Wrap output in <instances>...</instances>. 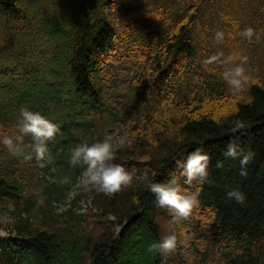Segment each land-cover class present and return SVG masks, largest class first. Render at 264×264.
<instances>
[{"label":"trees","instance_id":"obj_1","mask_svg":"<svg viewBox=\"0 0 264 264\" xmlns=\"http://www.w3.org/2000/svg\"><path fill=\"white\" fill-rule=\"evenodd\" d=\"M241 57L247 80L234 91L222 72ZM21 107L58 131L43 159L0 144V264H264V0H0V138L15 135ZM105 137L133 176L113 194L70 162L76 144ZM230 141L253 153L246 176L223 156ZM195 147L209 175L176 224L149 185L178 175ZM165 218L178 243L160 252Z\"/></svg>","mask_w":264,"mask_h":264},{"label":"clouds","instance_id":"obj_2","mask_svg":"<svg viewBox=\"0 0 264 264\" xmlns=\"http://www.w3.org/2000/svg\"><path fill=\"white\" fill-rule=\"evenodd\" d=\"M241 35L251 39L254 29L248 27ZM225 33L218 30L215 33L217 43L223 41ZM218 59V56H211L207 62ZM231 59V56H229ZM247 57H241V62L222 72L223 79L234 91H239L247 80L245 75L244 62ZM20 118L16 124L15 135H3L0 144H3L7 151L16 157H23L24 160L32 159L33 154L37 159H43L48 154L47 141L52 139L58 131V125L50 121L39 111H33L28 107L19 109ZM245 125L243 121H235L234 127L241 129ZM30 135L32 144H24L25 136ZM27 147L31 151H25ZM70 162L72 165L83 164L82 175L87 181L106 194L119 192L127 187L132 179V173L119 163H113L114 151L110 138L97 139L92 143L82 141L76 144L71 150ZM225 158L232 160L239 159L241 176L247 175V164L253 153L245 150L235 141H230L223 153ZM210 156L202 147H195L187 153L183 160L177 159L176 165L180 169L179 174H173L166 182L154 181L149 185V191L155 196V203L160 208H166L172 213L174 220L188 219L199 200L200 187L208 178ZM223 161H217L216 167H222ZM183 178V184L181 183ZM192 186V187H185ZM227 196L237 203H243L245 194L234 188L227 192ZM184 235V229H181ZM178 243V235L172 232L163 236L159 241L153 243L151 248L160 252L173 251Z\"/></svg>","mask_w":264,"mask_h":264},{"label":"rangeland","instance_id":"obj_3","mask_svg":"<svg viewBox=\"0 0 264 264\" xmlns=\"http://www.w3.org/2000/svg\"><path fill=\"white\" fill-rule=\"evenodd\" d=\"M124 140H125V137L122 136L121 138L118 139V142H113V145L114 146H117V145H123L124 144ZM81 180L82 182L84 183H88L87 181V178L82 176L81 177ZM75 194V190H72V192L69 194V197H72L73 195ZM81 204V208L82 209H85L82 202L80 203ZM84 213H88L89 211H82ZM8 220L7 216L5 214H2L0 213V223L1 222H4ZM172 220L177 224L178 222L176 220L173 219L172 217ZM181 221V220H180ZM179 221V222H180ZM174 222H171L168 218H165L161 221V227L163 228V233H164V236L165 234L168 235L170 232H172V229H174ZM89 223H91V221H89ZM94 224V223H93ZM92 224V225H93ZM0 235H5V233L0 229Z\"/></svg>","mask_w":264,"mask_h":264}]
</instances>
